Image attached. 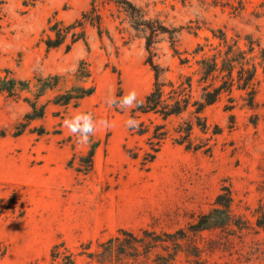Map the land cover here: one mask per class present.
Wrapping results in <instances>:
<instances>
[{
	"label": "rangeland",
	"instance_id": "1",
	"mask_svg": "<svg viewBox=\"0 0 264 264\" xmlns=\"http://www.w3.org/2000/svg\"><path fill=\"white\" fill-rule=\"evenodd\" d=\"M0 1V76L10 72L31 83L19 99L0 97V264H47L61 243L77 264H106L105 244L118 236L126 243L115 244L108 264L132 263L121 256L133 242L123 231L154 247L152 264L169 253H178L174 264H264L263 69L258 65L254 94L236 86L205 109V127L194 126L192 134L203 148L188 150L170 137L149 167L141 164L147 137L132 136L126 123L135 105L111 103L133 90L137 101L149 94L148 59L169 68L173 79L193 73L198 45L219 44L212 31L229 43L239 39L246 51L264 48V0H45L34 7ZM58 22L72 30L63 46L48 51L49 28ZM249 57L260 62L257 47ZM81 63L94 94L77 106L54 105L78 84ZM53 76L64 78L38 100L45 117L24 129L31 111L25 99H35L39 79ZM87 113L96 130L81 144L64 121ZM192 118L191 112L173 118L168 128L174 134ZM223 193L231 197V222L201 230V217Z\"/></svg>",
	"mask_w": 264,
	"mask_h": 264
},
{
	"label": "trees",
	"instance_id": "2",
	"mask_svg": "<svg viewBox=\"0 0 264 264\" xmlns=\"http://www.w3.org/2000/svg\"><path fill=\"white\" fill-rule=\"evenodd\" d=\"M45 0H26L25 6L34 7L36 4ZM224 0H217V3L223 4ZM3 2L0 1V31L2 28L1 20L3 18ZM229 4V3H227ZM239 4L243 5L244 0H239ZM72 26H64L61 23H55L49 28L52 35H49L45 41L47 50L60 48L65 44L69 36ZM220 36L212 31L213 37L219 40L217 46L199 44L193 52L194 58L200 56L196 61V69L189 75L180 74L177 79L169 76L170 69L164 68L156 64L152 59H148L147 63L151 67L154 74V84L152 90L143 99L138 100L139 106L133 108L131 119L138 122V127L129 128L132 136L147 137V145L149 149L145 151L142 166L149 167L157 158L164 142L173 137L176 144L184 146L186 149L199 150L202 146H194L192 134L194 126L204 128L201 121L203 113L209 106L215 104L225 93H231L237 86L239 90L246 92H256L258 65L264 71V48L260 44L256 46L252 44L249 50H245L240 46L239 39L229 43L227 35L222 31ZM84 36L77 37L73 43L83 40ZM210 47L208 51L206 48ZM256 47L260 54V62L258 64L251 63V57ZM176 54H179L181 65H188L190 59L182 58V54L173 47ZM192 67V66H191ZM74 77L78 84L73 85L63 93L57 95L53 101L56 106L68 107L70 105L77 106L82 100L92 96L95 92L93 86L87 87V83L91 78V72L85 63L79 65ZM64 77L53 76L45 80H38L37 93L35 99L26 98L25 101L30 105L31 111L25 116L23 128H27L29 124L45 117V106L39 105L38 100L43 97L48 90L58 87L60 81ZM31 83L23 81L10 72L5 76H0V97L7 95L13 99H19L24 92L30 90ZM254 99V98H253ZM191 112L192 120L183 122L171 133L168 123L173 118H179L182 115ZM152 117L160 119L163 123L156 124ZM148 118L150 124L144 121ZM21 134V133H20ZM4 136L0 132V139ZM95 146L91 150L94 153ZM132 149H126V153L132 159H138V153H132ZM218 195L216 199L217 208L201 217V230L218 228L231 222V197L227 194ZM220 216L223 220L220 221ZM260 226L264 230V222H260ZM127 235L133 241L128 243V249H123L121 256L132 260V263L126 264H152L151 257L154 247L145 245L141 239L129 232H121ZM126 243L120 236L110 239L106 245V264L109 263L108 258L115 250V244ZM143 243L144 245H139ZM104 246V245H103ZM147 246V247H146ZM145 249V257L142 258L141 249ZM178 253H169L167 257L159 256L158 264H174ZM154 262V261H153ZM102 264L103 261L101 262ZM47 264H77L76 258L63 243L56 244L51 252V259Z\"/></svg>",
	"mask_w": 264,
	"mask_h": 264
},
{
	"label": "clouds",
	"instance_id": "3",
	"mask_svg": "<svg viewBox=\"0 0 264 264\" xmlns=\"http://www.w3.org/2000/svg\"><path fill=\"white\" fill-rule=\"evenodd\" d=\"M111 103L121 109H127L133 105L139 106L135 90L128 92L122 97L113 99ZM99 123L104 128L111 126L110 122L107 120H101ZM126 123L129 128L138 127V122L135 119H129ZM96 124L97 122L93 120L91 113L79 114L72 119H65L64 121V126L68 128L72 134L78 135V142L81 144H88L90 142V136L96 130Z\"/></svg>",
	"mask_w": 264,
	"mask_h": 264
}]
</instances>
